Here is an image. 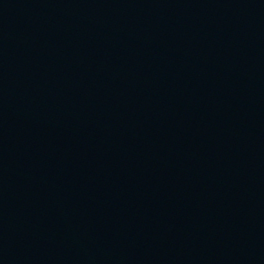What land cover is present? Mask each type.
Returning <instances> with one entry per match:
<instances>
[{"label": "water", "instance_id": "95a60500", "mask_svg": "<svg viewBox=\"0 0 264 264\" xmlns=\"http://www.w3.org/2000/svg\"><path fill=\"white\" fill-rule=\"evenodd\" d=\"M0 264H264V0H0Z\"/></svg>", "mask_w": 264, "mask_h": 264}]
</instances>
